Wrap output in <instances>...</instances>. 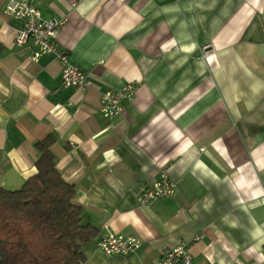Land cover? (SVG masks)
Returning <instances> with one entry per match:
<instances>
[{
  "label": "crops",
  "instance_id": "obj_1",
  "mask_svg": "<svg viewBox=\"0 0 264 264\" xmlns=\"http://www.w3.org/2000/svg\"><path fill=\"white\" fill-rule=\"evenodd\" d=\"M32 2L63 21L57 41L86 78L65 86L53 53L31 60L36 45L15 42L0 0V186L19 188L34 142L52 134L56 168L97 229L87 264H159L178 241L194 264H264V0ZM126 82L135 91L105 118L101 93ZM161 169L175 196L141 203ZM107 231L140 244L105 254Z\"/></svg>",
  "mask_w": 264,
  "mask_h": 264
},
{
  "label": "trees",
  "instance_id": "obj_2",
  "mask_svg": "<svg viewBox=\"0 0 264 264\" xmlns=\"http://www.w3.org/2000/svg\"><path fill=\"white\" fill-rule=\"evenodd\" d=\"M53 142L52 134L34 142L36 170L19 188L0 186V264H87L83 250L97 229L82 221Z\"/></svg>",
  "mask_w": 264,
  "mask_h": 264
},
{
  "label": "built area",
  "instance_id": "obj_3",
  "mask_svg": "<svg viewBox=\"0 0 264 264\" xmlns=\"http://www.w3.org/2000/svg\"><path fill=\"white\" fill-rule=\"evenodd\" d=\"M32 1L4 0L3 13L19 23L15 42L22 44L30 39L36 45L37 49L30 56L33 61L42 53H53L61 65V83L65 86L82 87L86 78L85 72L68 61L66 50L57 41V33L63 21L42 17L40 9ZM206 53V47H202V57ZM135 86L132 82H126L102 92L99 99L101 114L108 119L117 115L121 110V101L132 96ZM176 192V184L168 178L166 171L161 169L158 177L141 191L138 200L146 204L156 198L173 197ZM139 244L136 236L112 231L101 233L96 239V247L105 254L123 255L137 248ZM159 264L194 263L187 243L178 241L163 250Z\"/></svg>",
  "mask_w": 264,
  "mask_h": 264
}]
</instances>
